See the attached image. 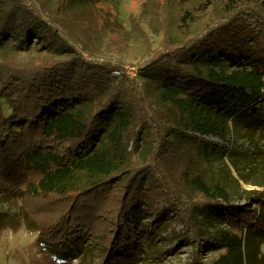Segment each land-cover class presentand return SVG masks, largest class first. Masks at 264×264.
<instances>
[{"label":"trees","instance_id":"trees-1","mask_svg":"<svg viewBox=\"0 0 264 264\" xmlns=\"http://www.w3.org/2000/svg\"><path fill=\"white\" fill-rule=\"evenodd\" d=\"M47 1L0 0V49L36 40L73 52L0 66V194L16 185L24 202L53 205L51 234L80 222L97 233L103 260L93 264L138 254L152 264L177 225L217 252L203 261L197 246L187 264H264V189L248 193L255 209L229 203L212 167L223 147L197 136L224 140L260 122L252 105L264 101V0H222L225 16L202 34L149 57L140 69L154 103L134 79L111 74L121 63L86 59L75 44L66 8L102 0ZM218 208L227 226L202 230L195 212ZM137 242L145 246L135 253Z\"/></svg>","mask_w":264,"mask_h":264},{"label":"rangeland","instance_id":"rangeland-1","mask_svg":"<svg viewBox=\"0 0 264 264\" xmlns=\"http://www.w3.org/2000/svg\"><path fill=\"white\" fill-rule=\"evenodd\" d=\"M56 1L48 0L47 7L51 9ZM73 5L72 9L66 8L65 13L77 21L73 36L75 44L81 50L83 48V56L121 63L120 71L134 79L152 103L156 101L155 93L140 69L145 61L165 48L202 34L213 22L225 16L222 0H102L93 4L74 1ZM35 41L30 48L6 45L0 49V66L7 61L23 65L32 61L67 59L73 55L71 50H56L53 45L46 48ZM252 108L260 119L252 130L233 127L224 140L197 136L223 147L222 156L213 160L212 167L221 174L228 202L255 209V200L248 199V193L264 189L258 185L264 183V101L253 104ZM229 161L236 162L239 173ZM16 188V185L8 186L0 194V264H93L103 260V243L97 233L90 234V229H82L80 222L81 225L71 224L67 231L63 227L59 233L51 234L55 227V217L51 213L53 205H41L30 198L24 202L21 192L14 190ZM223 211L218 208L204 212L201 209L195 212V217L200 219L202 230L211 232L227 226ZM93 225L92 222L91 228ZM33 228L42 231L45 237H52L49 241L53 244L40 239ZM175 232L178 238L168 237L165 233L157 242L165 255H148V261L152 264H187L197 246L203 248L200 254L203 261L208 262L217 255L208 248L211 242L207 236L195 241L181 225L175 227ZM136 245L135 253L145 246L143 242ZM130 252L127 255L131 256ZM143 252L147 255L146 250ZM142 260L143 255L138 254L130 264H147Z\"/></svg>","mask_w":264,"mask_h":264},{"label":"built area","instance_id":"built-area-1","mask_svg":"<svg viewBox=\"0 0 264 264\" xmlns=\"http://www.w3.org/2000/svg\"><path fill=\"white\" fill-rule=\"evenodd\" d=\"M122 72H124V71H120V70H114V71H112V74L114 75V76H119ZM126 73H127V71H125Z\"/></svg>","mask_w":264,"mask_h":264}]
</instances>
